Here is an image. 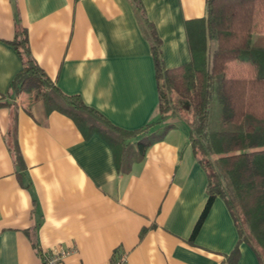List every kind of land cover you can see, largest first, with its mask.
Wrapping results in <instances>:
<instances>
[{
	"label": "crops",
	"instance_id": "0c3cea01",
	"mask_svg": "<svg viewBox=\"0 0 264 264\" xmlns=\"http://www.w3.org/2000/svg\"><path fill=\"white\" fill-rule=\"evenodd\" d=\"M140 1L165 66L190 63L185 23L205 17L206 0ZM17 23L63 94L127 131L161 116L153 38L132 0H0V264H45L54 250L72 251L64 264H227L239 236L223 199L191 239L208 181L187 123L163 122L177 127L119 174L111 146L48 114L35 83L10 94L22 70L11 45ZM252 40L264 48V34ZM237 264H259L245 243Z\"/></svg>",
	"mask_w": 264,
	"mask_h": 264
},
{
	"label": "trees",
	"instance_id": "16d2710c",
	"mask_svg": "<svg viewBox=\"0 0 264 264\" xmlns=\"http://www.w3.org/2000/svg\"><path fill=\"white\" fill-rule=\"evenodd\" d=\"M132 1L153 38L160 92L157 122L127 131L114 126L79 96L63 94L36 62L28 30L20 23L11 45L22 61V70L10 94L18 97L27 84L35 83L43 91L48 114L67 116L85 138L98 135L111 146L119 174H129L152 145L177 127L175 123L162 126L163 122L185 121L194 156L208 181V200L191 239L214 201L221 198L239 236L226 257L227 264H237L243 243L264 264V48L252 40L254 34H264V0H206L205 17L185 23L191 61L176 68L165 66L155 27L141 1ZM16 160L22 161L18 150Z\"/></svg>",
	"mask_w": 264,
	"mask_h": 264
},
{
	"label": "built area",
	"instance_id": "2783aa9c",
	"mask_svg": "<svg viewBox=\"0 0 264 264\" xmlns=\"http://www.w3.org/2000/svg\"><path fill=\"white\" fill-rule=\"evenodd\" d=\"M72 253V251L66 250H54L46 254L45 264H64L65 259ZM125 258L123 257L119 262L115 264H124Z\"/></svg>",
	"mask_w": 264,
	"mask_h": 264
},
{
	"label": "rangeland",
	"instance_id": "374dc122",
	"mask_svg": "<svg viewBox=\"0 0 264 264\" xmlns=\"http://www.w3.org/2000/svg\"><path fill=\"white\" fill-rule=\"evenodd\" d=\"M185 122V121H184ZM186 123V122H185ZM184 125V124H183Z\"/></svg>",
	"mask_w": 264,
	"mask_h": 264
}]
</instances>
